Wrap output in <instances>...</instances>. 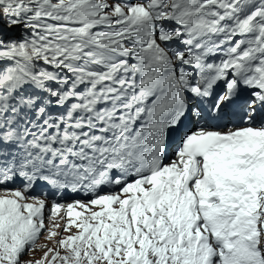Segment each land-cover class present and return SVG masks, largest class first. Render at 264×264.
Listing matches in <instances>:
<instances>
[{
  "label": "snow or ice",
  "instance_id": "snow-or-ice-1",
  "mask_svg": "<svg viewBox=\"0 0 264 264\" xmlns=\"http://www.w3.org/2000/svg\"><path fill=\"white\" fill-rule=\"evenodd\" d=\"M0 264H264V0H0Z\"/></svg>",
  "mask_w": 264,
  "mask_h": 264
},
{
  "label": "rangeland",
  "instance_id": "rangeland-1",
  "mask_svg": "<svg viewBox=\"0 0 264 264\" xmlns=\"http://www.w3.org/2000/svg\"><path fill=\"white\" fill-rule=\"evenodd\" d=\"M45 242H43V243H40V244H38L37 245V251H35V253L33 254V253H29L27 256H25L24 258L27 260V259H30V258H32V259H38L41 255H42V251L41 250H39V246L40 245H42V244H44Z\"/></svg>",
  "mask_w": 264,
  "mask_h": 264
}]
</instances>
